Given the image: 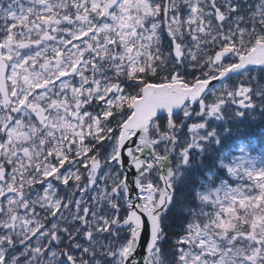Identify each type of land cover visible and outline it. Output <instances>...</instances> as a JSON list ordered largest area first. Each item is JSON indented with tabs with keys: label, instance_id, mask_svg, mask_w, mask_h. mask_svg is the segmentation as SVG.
<instances>
[{
	"label": "snow or ice",
	"instance_id": "obj_1",
	"mask_svg": "<svg viewBox=\"0 0 264 264\" xmlns=\"http://www.w3.org/2000/svg\"><path fill=\"white\" fill-rule=\"evenodd\" d=\"M257 53L264 0H0V264H264Z\"/></svg>",
	"mask_w": 264,
	"mask_h": 264
},
{
	"label": "rangeland",
	"instance_id": "obj_2",
	"mask_svg": "<svg viewBox=\"0 0 264 264\" xmlns=\"http://www.w3.org/2000/svg\"><path fill=\"white\" fill-rule=\"evenodd\" d=\"M263 115H264V113H262L259 109H257L256 112L253 114V116L250 117V120L252 121L253 119H257V118L259 119V116L262 119ZM245 121L246 120H244L242 118V120L240 122H237L236 124H234L232 126L240 128L241 127L240 123L241 122H245ZM252 145L253 146H252L251 149H248L245 152H241L239 144H237L233 138H229V139H226L224 141V146H223L222 149L220 148L219 145H216L214 147L219 149L221 153L227 152L225 157H224L225 160H233V159L239 160L241 157H244L246 160L254 161V166L257 169L262 168V167H264V151L256 149L253 143H252ZM245 166L246 167H250V166H253V165L246 164ZM209 173H211L213 184H218L221 180H223L229 186H235L238 183V180H237L236 177L231 176L230 174L227 173L225 168H221V167H220V169L217 168V169H213L212 171H205L203 177L202 176H200V177L198 176L196 178V183L195 184H192L191 181H190V183L192 185L198 186L202 180L206 181L208 179V174ZM193 204L195 206V201H193ZM259 204H260V200H259V198H257L256 204L252 205V208H257L259 206ZM241 207H245V204L242 203ZM249 211H251V210H249ZM246 215H247V213H246ZM250 222L254 223V224L255 223H259L258 215H251ZM244 223H245V220L241 219L239 221V226L243 227ZM221 226L223 228H231L233 225H231V224H223L222 223Z\"/></svg>",
	"mask_w": 264,
	"mask_h": 264
},
{
	"label": "trees",
	"instance_id": "obj_3",
	"mask_svg": "<svg viewBox=\"0 0 264 264\" xmlns=\"http://www.w3.org/2000/svg\"><path fill=\"white\" fill-rule=\"evenodd\" d=\"M240 125H241L240 128L244 129L246 133L252 137V143L254 144L255 148L258 150L264 151V115L262 119L259 116V119L258 118L253 119L250 124H248L247 121H245V122H241ZM204 165H205L204 166L205 168H206V165L208 167L213 166L211 160H208L206 163H204ZM202 172L204 173V170H202ZM179 230H180L179 226L174 227L173 235L179 232Z\"/></svg>",
	"mask_w": 264,
	"mask_h": 264
},
{
	"label": "water",
	"instance_id": "obj_4",
	"mask_svg": "<svg viewBox=\"0 0 264 264\" xmlns=\"http://www.w3.org/2000/svg\"><path fill=\"white\" fill-rule=\"evenodd\" d=\"M252 51H254V50L251 49V50L249 51V55H251ZM257 58H258V59H257L256 62H260L261 59H264V53H257ZM159 111H161V110H158V112H159Z\"/></svg>",
	"mask_w": 264,
	"mask_h": 264
},
{
	"label": "flooded vegetation",
	"instance_id": "obj_5",
	"mask_svg": "<svg viewBox=\"0 0 264 264\" xmlns=\"http://www.w3.org/2000/svg\"><path fill=\"white\" fill-rule=\"evenodd\" d=\"M43 20L51 19V17H42Z\"/></svg>",
	"mask_w": 264,
	"mask_h": 264
}]
</instances>
